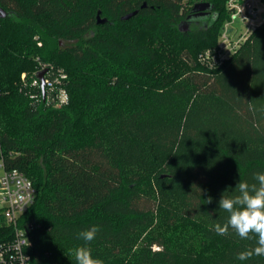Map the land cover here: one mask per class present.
I'll list each match as a JSON object with an SVG mask.
<instances>
[{
	"label": "trees",
	"instance_id": "obj_1",
	"mask_svg": "<svg viewBox=\"0 0 264 264\" xmlns=\"http://www.w3.org/2000/svg\"><path fill=\"white\" fill-rule=\"evenodd\" d=\"M199 1L0 0V161L37 191L20 218L33 264H76L93 225L104 264H264L237 259L255 238L211 230L221 194L264 172V23L209 67L199 52L229 13L202 0L213 20L186 28ZM41 63L67 73L66 104L31 96ZM13 236L0 211V242Z\"/></svg>",
	"mask_w": 264,
	"mask_h": 264
},
{
	"label": "built area",
	"instance_id": "obj_2",
	"mask_svg": "<svg viewBox=\"0 0 264 264\" xmlns=\"http://www.w3.org/2000/svg\"><path fill=\"white\" fill-rule=\"evenodd\" d=\"M227 8L229 17L221 28L217 46L200 56V60L209 67L221 66L264 23V0H227ZM41 68L46 70L44 90L37 77L39 71H36L31 82L36 91L31 96L36 99L44 96L56 107L66 104L70 97L64 85L67 73L52 63H41ZM22 79H26L25 73ZM3 169L0 177V211L6 223L13 226L14 236L0 242V264H33L29 229L20 226V218L34 205L37 191L24 172L16 168L5 169L4 166Z\"/></svg>",
	"mask_w": 264,
	"mask_h": 264
},
{
	"label": "clouds",
	"instance_id": "obj_3",
	"mask_svg": "<svg viewBox=\"0 0 264 264\" xmlns=\"http://www.w3.org/2000/svg\"><path fill=\"white\" fill-rule=\"evenodd\" d=\"M254 181L239 180L231 194L228 190L221 194L218 209L227 213V218L222 224L215 223L211 229L220 236L235 233L242 240L255 238L254 247L238 253L240 261L264 256V172H257ZM206 203L211 204L212 197L209 196ZM100 230L99 225H93L78 233L77 239L85 244L71 249L76 264H104L102 259L94 258L91 248L86 246L95 240Z\"/></svg>",
	"mask_w": 264,
	"mask_h": 264
},
{
	"label": "water",
	"instance_id": "obj_4",
	"mask_svg": "<svg viewBox=\"0 0 264 264\" xmlns=\"http://www.w3.org/2000/svg\"><path fill=\"white\" fill-rule=\"evenodd\" d=\"M213 6L211 3L209 2H197L194 7H193V11H196V10H206V9H212ZM137 14V10L135 11H132L126 15H124L122 18L127 20L131 17H133L134 15ZM7 15H9V13L0 5V17L1 18H4L6 17ZM97 18H98V23H105L107 21L106 18H102L101 17V13L98 12V15H97ZM182 25H188V22L187 21H184L182 23ZM46 73V70H42V71H39L37 73V77L38 79L41 81V87H42V90H44V87H45V78H44V74Z\"/></svg>",
	"mask_w": 264,
	"mask_h": 264
},
{
	"label": "flooded vegetation",
	"instance_id": "obj_5",
	"mask_svg": "<svg viewBox=\"0 0 264 264\" xmlns=\"http://www.w3.org/2000/svg\"><path fill=\"white\" fill-rule=\"evenodd\" d=\"M199 2H206V1H199ZM215 14L213 10L211 9H206V10H196L188 14L187 18L184 21L188 22V25H184L186 28L193 24H200V25H207L210 21L213 20Z\"/></svg>",
	"mask_w": 264,
	"mask_h": 264
},
{
	"label": "rangeland",
	"instance_id": "obj_6",
	"mask_svg": "<svg viewBox=\"0 0 264 264\" xmlns=\"http://www.w3.org/2000/svg\"><path fill=\"white\" fill-rule=\"evenodd\" d=\"M186 2H188V0H184V3H186ZM186 4H187V6L190 5L189 3H186ZM237 26L240 27V24L238 23ZM187 28H189V26H188ZM62 45L65 46L66 43H65V44L62 43ZM216 46H217V44H216L213 48H208V49H205V50L202 49L203 51H202V52H201V51L199 52V57L201 56V54H202L203 52H205V51H207V50H210V49H214ZM56 67H57V66H56ZM58 68H60V67H58ZM61 69H63V68H61ZM42 70H44V68L38 69L37 72H38V71H42ZM35 76H36V75H35ZM30 77H31V73H28V72L25 73V78H26V79H27V78H30ZM64 85H67V82H66ZM3 171H4V169H3V166L1 165V162H0V177H1L2 174H3Z\"/></svg>",
	"mask_w": 264,
	"mask_h": 264
}]
</instances>
